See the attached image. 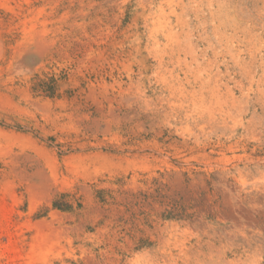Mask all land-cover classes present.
<instances>
[{"label": "rangeland", "instance_id": "obj_1", "mask_svg": "<svg viewBox=\"0 0 264 264\" xmlns=\"http://www.w3.org/2000/svg\"><path fill=\"white\" fill-rule=\"evenodd\" d=\"M0 264H264V0H0Z\"/></svg>", "mask_w": 264, "mask_h": 264}]
</instances>
